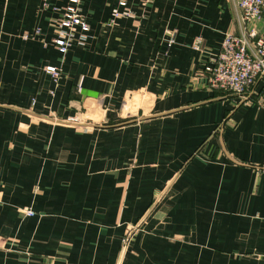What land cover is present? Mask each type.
I'll return each instance as SVG.
<instances>
[{
    "label": "crops",
    "instance_id": "0c3cea01",
    "mask_svg": "<svg viewBox=\"0 0 264 264\" xmlns=\"http://www.w3.org/2000/svg\"><path fill=\"white\" fill-rule=\"evenodd\" d=\"M119 1L83 0L85 45L62 54L68 0H0V264H264V76L243 97L208 83L225 35L264 21Z\"/></svg>",
    "mask_w": 264,
    "mask_h": 264
},
{
    "label": "built area",
    "instance_id": "2783aa9c",
    "mask_svg": "<svg viewBox=\"0 0 264 264\" xmlns=\"http://www.w3.org/2000/svg\"><path fill=\"white\" fill-rule=\"evenodd\" d=\"M82 1L68 0L63 9L58 6L53 7V10L62 11L56 22L55 35L51 42L62 54L67 53L75 43L85 45V34L90 27L86 17L81 13ZM145 1L148 2L149 0ZM237 4L242 11L246 24L264 21V0H237ZM119 5L125 8V0H120ZM129 14H131V10L125 8L123 15ZM114 16H120V11L117 10ZM39 33L40 29H35V34ZM168 33L170 35L168 46L171 47L175 43L174 32L169 31ZM29 37L30 34H23L24 39ZM47 43L44 42V44ZM193 47L196 49L201 48V38L195 39ZM211 62L212 68L208 76L209 86L213 89L231 92L243 97L257 79L264 76V36L257 35L253 30L248 38L245 35L228 33L224 37L220 50L212 56ZM45 70L57 84L61 76V68L47 66ZM51 93L54 94V90ZM24 214L31 216L34 215V211L28 209ZM137 229L138 226L135 225L127 228V232L121 241L122 252L129 248Z\"/></svg>",
    "mask_w": 264,
    "mask_h": 264
}]
</instances>
